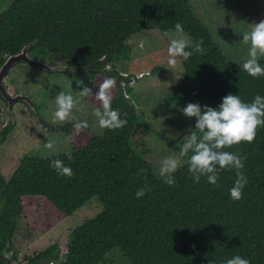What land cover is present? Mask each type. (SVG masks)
<instances>
[{
  "label": "trees",
  "instance_id": "obj_1",
  "mask_svg": "<svg viewBox=\"0 0 264 264\" xmlns=\"http://www.w3.org/2000/svg\"><path fill=\"white\" fill-rule=\"evenodd\" d=\"M0 17V66L5 55L34 42L31 50L61 55L72 69L115 77L111 107L127 119L122 129H106L102 134L89 126L77 133L71 123L49 125L51 131L71 138L67 152L73 159L67 158V152L27 155L9 180L0 169V252L8 242L13 246L20 220L45 233L98 197L101 211L69 234L64 254L51 246L27 264H100L114 249L131 264H226L236 255L250 264H264V127L258 128L253 143L225 149L246 156L242 199L230 196L235 170L221 171L214 186L206 177L194 182L185 162L174 173L175 185L168 186L131 144L139 115L130 83L142 76L131 78L116 67L100 70L107 63L130 58L132 36L150 30L175 31L180 22L193 45L203 39L205 52L188 61L180 58L183 75L167 94L170 102L181 109L198 103L203 110L205 105L219 106L228 94L246 103L257 95L264 97V77L253 78L243 64L226 56L190 0H13L0 9ZM259 63L264 66V59ZM165 72V67H155L152 74ZM92 90L87 100L102 110L95 99L99 88ZM79 121L83 120L73 122ZM195 124L192 117L188 133ZM12 129L10 125L1 132L2 140ZM159 135L180 152V139ZM56 158L72 169L73 177L57 174L50 166ZM140 188L151 191L137 198ZM24 197H40L42 203L28 207Z\"/></svg>",
  "mask_w": 264,
  "mask_h": 264
},
{
  "label": "rangeland",
  "instance_id": "obj_2",
  "mask_svg": "<svg viewBox=\"0 0 264 264\" xmlns=\"http://www.w3.org/2000/svg\"><path fill=\"white\" fill-rule=\"evenodd\" d=\"M190 2L196 16L208 26L226 56L233 62L243 64L249 58L250 43L245 44L242 37L252 30L253 23L264 19V0H190ZM2 3L3 0H0V8ZM178 35L180 34L176 31L158 30L138 33L128 40L132 47L130 58L116 60L104 70L109 71L116 67L120 73L132 75L131 78L135 75L142 76L136 82L130 83L134 88L131 97L139 115L131 144L140 156L151 162L158 173L164 158L171 155L179 157V152L171 149L159 133L165 134L171 140L180 139L179 145L182 146L184 138L190 135L187 128L192 122V117H186L181 108L167 99V94L183 75L180 58H177L178 64L174 70L169 69L167 63L170 37L175 38ZM183 35L190 39L186 33ZM61 58L65 61L63 56ZM155 67H165L167 72L153 75ZM85 73L74 76L55 75L56 77L51 79L42 71L24 64H18L12 69L7 80L8 91L12 94L21 92L30 95L40 108V115L46 124L33 118L22 102L14 107L17 124L5 141L2 140L0 123V169L5 179L11 178L21 160L27 155L48 157L54 153L71 150L72 140L68 135L48 128L49 125H62L52 122L56 110L55 98L61 91L71 93L78 101L76 108L73 109L74 119L87 121L88 126L99 134L106 130L99 127L98 118L94 115L98 107L89 103L87 97L79 96L84 87L91 89L92 93L94 86L99 88L105 78L96 77L88 71ZM77 80L83 83L77 85ZM1 105L3 102L0 100ZM3 114L6 116L4 112ZM49 141L54 143L56 151L45 147ZM184 159L186 161L187 158ZM41 203L40 197H24V204L28 207ZM101 209L99 198L94 197L45 233L32 230L25 221L20 220L9 254L14 258L16 255L18 264H27L31 258L51 246L55 247L56 252L64 254L69 234L86 220L95 217ZM53 261L59 263V260ZM100 264L131 263L119 249H114Z\"/></svg>",
  "mask_w": 264,
  "mask_h": 264
},
{
  "label": "clouds",
  "instance_id": "obj_3",
  "mask_svg": "<svg viewBox=\"0 0 264 264\" xmlns=\"http://www.w3.org/2000/svg\"><path fill=\"white\" fill-rule=\"evenodd\" d=\"M175 31L180 35L175 38L170 37L167 48V63L171 70L176 69L177 58L188 61L194 54L204 55L205 52L202 38L193 45V41L183 35L182 23L175 24ZM242 39L245 44L250 43L249 58L243 63V70L253 78L264 77V66L259 63V58L264 57V19L253 23L252 30L245 33ZM189 48L192 50H186ZM76 83L80 85L83 81L77 80ZM115 86V77L106 78L100 83L99 91L95 96V99L102 105V110L97 108L94 112L101 129L114 131L122 129L127 124V119H121L120 112L111 107ZM90 94L91 89L84 87L79 96L88 97ZM77 103L78 101L71 93L61 91L55 98L56 110L52 122L54 124L71 123L77 133L88 128L87 121L73 122V109L76 108ZM182 112L186 117L196 118L194 129L197 131L191 132L184 138L179 157L171 155L160 163L159 177L162 178L163 183L174 186L176 183L174 173L185 162L194 182L198 183L201 177H206L207 182L214 186L217 184L221 171L235 170L237 179L230 189V196L233 200L242 199V190L247 184V179L243 174L246 156L225 149L242 142L253 143L255 141L258 128L264 127V97L257 95L250 103H246L238 95L228 94L217 107L205 105L202 110L198 103H188L186 107H183ZM124 115L126 117L127 114ZM45 147L56 151L51 141L46 143ZM65 155L69 160L73 159L71 152ZM184 158H187L186 161ZM50 166L61 176L71 178L74 175L72 169L65 166L59 158L52 160ZM146 191H151V189H138L136 197H143ZM226 264H250V261L236 255L228 259Z\"/></svg>",
  "mask_w": 264,
  "mask_h": 264
},
{
  "label": "flooded vegetation",
  "instance_id": "obj_4",
  "mask_svg": "<svg viewBox=\"0 0 264 264\" xmlns=\"http://www.w3.org/2000/svg\"><path fill=\"white\" fill-rule=\"evenodd\" d=\"M13 0H3V3H2V7L1 8H4V7H7L9 6V4L12 2ZM0 8V9H1ZM0 20H1V17H0ZM33 46V45H32ZM31 46V47H32ZM31 47L29 48L28 50V54L30 57H32L33 59L37 60V61H42V62H46L48 63L49 65L51 66H54V67H60L61 69L58 70H48L47 68L45 67H40V66H34L32 64H28L26 62H19V63H16L14 64L10 70H9V73L7 75V78L5 80V87L8 91V86H7V80L9 78V75H10V72L12 71V69L14 67H16L18 64H24V65H27L29 67H33V68H36L38 69L39 71H42L46 77H50L52 79V77H54L55 75H66V76H74V75H77V74H74V73H71L73 71H64L63 68L64 66L68 65L67 62H66V59L65 61L62 60L61 58V55H56L54 53H51V52H39L38 50H31ZM11 54H8V55H5V61L6 59L10 56ZM4 61V62H5ZM4 64V63H3ZM2 64V65H3ZM2 65L0 66V68L2 67ZM56 77V76H55ZM8 93L14 97L16 96L18 93H21V92H16V93H10L8 91ZM24 94V93H23ZM30 96V95H29ZM31 97V96H30ZM32 98V97H31ZM0 100L3 102V105L0 106V113L1 114V117H0V123L2 125V129H1V132L4 131L7 127H9L10 125H13V128H15L16 124H17V121H16V113H15V105L19 102H22L24 103V105L29 109V112H30V115L37 119L38 121H40L41 123H45L46 124V121L41 117L40 115V108L38 107V105L36 104V107H37V111H33L31 109V107L28 105L27 102L25 101H18V102H15L14 105L12 106V108L10 107L9 105V101L8 99H6L1 93H0ZM34 102L36 103V101L34 100ZM3 112L6 114V116L3 114Z\"/></svg>",
  "mask_w": 264,
  "mask_h": 264
},
{
  "label": "water",
  "instance_id": "obj_5",
  "mask_svg": "<svg viewBox=\"0 0 264 264\" xmlns=\"http://www.w3.org/2000/svg\"><path fill=\"white\" fill-rule=\"evenodd\" d=\"M34 44V42L26 44L23 46V48L16 54H11L6 61L4 62V64L2 65V67L0 68V93L9 101V105L12 108V106L14 105L15 102H18L20 100L25 101L28 103V105L31 107V109L33 111H37V107H36V103L34 102V100L26 94L23 93H18L16 96L12 97L6 87H5V80L7 78V75L9 73L10 68L19 62H26L28 64H32L34 66H40V67H45L48 70H60V67H54L49 65L46 62H42V61H37L35 59H33L32 57L29 56L28 54V50L29 48ZM108 65H110L109 63L105 64V66H103L100 70L104 71L106 68L108 67ZM109 68V67H108ZM64 71H69L72 70L73 72H85L88 71L85 68H81V69H77V68H70L68 65L64 66L63 68ZM10 248H11V242H8L7 247L0 252V263L1 264H18L17 259H15L14 257H12L9 253H10ZM40 264H44V263H40Z\"/></svg>",
  "mask_w": 264,
  "mask_h": 264
}]
</instances>
